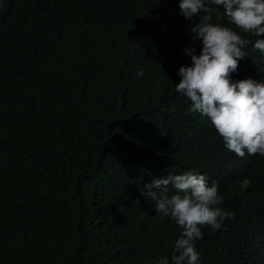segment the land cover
<instances>
[{"label": "trees", "instance_id": "1", "mask_svg": "<svg viewBox=\"0 0 264 264\" xmlns=\"http://www.w3.org/2000/svg\"><path fill=\"white\" fill-rule=\"evenodd\" d=\"M180 2L0 0V264H172L179 229L146 186L173 169L234 213L202 228L200 264H264V157L229 151L175 91L203 48ZM241 35L231 80L262 82L264 36Z\"/></svg>", "mask_w": 264, "mask_h": 264}, {"label": "clouds", "instance_id": "2", "mask_svg": "<svg viewBox=\"0 0 264 264\" xmlns=\"http://www.w3.org/2000/svg\"><path fill=\"white\" fill-rule=\"evenodd\" d=\"M180 10L188 20L199 18L190 34L194 41H202L203 48L200 55L193 54L195 48L186 50L192 66L180 67L181 80L175 91L191 101L190 112L210 120L229 151L240 158L246 152L264 157V81L231 80L251 43L241 33L264 36V0H181ZM214 16L217 21L227 18L235 27L213 23ZM253 46L264 54V40L257 39ZM143 75L142 70L138 72ZM146 187L156 213L178 226L172 264H200L196 241L204 238L202 228L220 230L225 220L234 218V213L220 207L224 197L217 183L209 186L203 174H176L173 169L166 178H154ZM153 188L161 191L153 192ZM157 264H169V257L159 258Z\"/></svg>", "mask_w": 264, "mask_h": 264}]
</instances>
